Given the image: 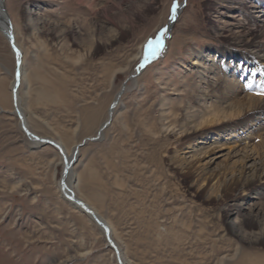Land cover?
<instances>
[{"label":"rangeland","instance_id":"1","mask_svg":"<svg viewBox=\"0 0 264 264\" xmlns=\"http://www.w3.org/2000/svg\"><path fill=\"white\" fill-rule=\"evenodd\" d=\"M34 1H8L25 56L21 106L30 130L71 150L107 118L147 39L168 24L173 0H51L46 8H33ZM253 1L261 15L264 0ZM182 2L161 55L125 83L102 138L80 147L74 192L112 227L128 264H264V194L245 168L264 162V134L256 126L250 135L242 130L258 112L233 133L223 128L227 119L209 121L200 112L214 100H201L206 85L234 81L239 97L264 99L256 95L264 91V68L208 54L234 42L223 36L234 38L231 23L245 21L242 14L222 16L214 0H176L178 7ZM14 70L0 32V264H117L97 225L60 196L58 151L33 146L22 132L10 89Z\"/></svg>","mask_w":264,"mask_h":264},{"label":"bare ground","instance_id":"2","mask_svg":"<svg viewBox=\"0 0 264 264\" xmlns=\"http://www.w3.org/2000/svg\"><path fill=\"white\" fill-rule=\"evenodd\" d=\"M8 1L9 0H0V32L4 36H5V33L6 34H8V33L11 34V36L13 38V41H14V45L20 51V54H21V56H20V66H19V77H20L19 84H20V81H21V78H22V74H23L22 64H23L25 56H24V54H22V51L19 49V47L17 46V44L15 42L14 29H15V26H16V24H15L16 19H15V22L12 19V15L11 14H13V13H11L12 11L10 10V8L8 6ZM32 1H34V0H32ZM76 1L79 4H85L87 6L89 5V3H88L89 0H88V2H87V0H76ZM50 2H51V0H35L33 2L34 3L33 8H43V7L46 8L47 5L49 6ZM214 2L215 3H219L220 4L219 7L223 10V11L220 10L221 11L219 13L220 15L222 14V16H223V14L225 13V15H224L225 17L234 18L236 16L235 14L237 12H239L240 15L242 14L245 17V21H242L241 18L235 19V22L231 23L235 27V30L232 32V34H234L233 35L234 38H232V35H229V34L223 36L226 41L233 39L234 42L225 51L222 50V49H218V48L209 49V51H208L209 56H210V53H221L223 55L222 57L224 58V56L228 53L231 58H241L243 60V63H245V65H248V67H250L252 65H254V66L258 65L259 68L260 67L264 68V11L262 10L263 13L261 15H259V13L261 11L257 10V8H258L257 6L258 5L253 0H214ZM93 3L94 2H92L91 4H93ZM227 3L228 4L232 3V6L227 5ZM182 8H183V5L179 6L177 8L176 17L181 12ZM216 13H217V11H216ZM223 19H224V17H223ZM175 20H176V18L174 20L170 19L168 24H167V28H168V32L169 33H170V31H171V29H172V27L174 25V21ZM214 21H216V20H214ZM214 21H212L211 23L214 24ZM5 38H6V36H5ZM165 45H166V42H165ZM240 52H243V53H240ZM13 56H14V60H15L14 53H13ZM201 58H202V55H201ZM210 59L212 60V58L210 57V58L206 59V61H208ZM195 63L198 64L199 62H195ZM212 66L214 67L215 65L213 64ZM202 67L205 68V66H202ZM255 71H256V69H255ZM257 71H261V70L258 69ZM134 78L135 77L130 78V80H133ZM200 79H202V76H201ZM14 82H15V80H14V76H13L12 81H11L10 89L13 88ZM260 85H262V84H260ZM125 86H126V84L124 85V89H125ZM234 87H236V83L234 81H233V83H230V84L228 82H225L223 84H217L216 86L206 85V88H203V90H202V94H201L202 96L200 97L201 100L204 101L206 97L209 98V99H211L213 97L214 100H212L210 103H205L203 105L202 111H200V112H202V116H205V115H207V117L209 116V121H218L220 118H222L224 120L227 119V124H225V127L223 126V128L225 129V131L227 130L229 133H231V132L233 133V132H235L234 130H236V128L238 126H241V125L245 124V122L247 121L248 115H253L254 113L258 112V114H256L255 119L251 120V123H249V125L243 126L242 130L243 129H246V130L248 129L247 132H249V133H247V134L250 135L252 133V130L249 127L256 126L257 130L261 129V131H262V133H260V131H259V134L257 136H260V135L264 134V129H263L264 127L263 128L259 127L260 126V122H263L264 120L260 121L259 123H254V121L259 120L260 118L264 117V99H261V98H258L256 96H252V95H245V96L239 97L238 94H237L238 93V90H237L238 88L237 87H236V90L234 92L232 91V89ZM119 91H120V89H119ZM119 91L115 94L114 99L112 100V102L115 101L116 96L119 93ZM199 94H200V91H199ZM13 95L14 94L11 91L12 99H13ZM119 100H120V97H119ZM118 101L116 102V104L114 105V107H113V109L111 111L110 122L112 120V117H113V114H114V111H115V107L118 104ZM112 102L110 103V105L112 104ZM110 105L108 106V109L106 108L107 109V118L100 124V126L97 129V132L100 129V127L109 118V107H110ZM16 106H17V109H18V113L21 115V117H22V119L24 121V126L27 128L28 132L35 134L28 127L27 118H26L25 113L23 111V108L21 106V100H20V96H19V86L17 87V93H16ZM13 112L16 114L15 110ZM228 120H230V122H233V121H235V122L229 124L230 122ZM110 122H109V124H110ZM223 128L221 127L219 129L214 130L213 134L214 135H218L219 132ZM104 129L101 131V134L99 136L100 139L103 136ZM97 132H96L95 135L88 136L87 138L95 137L97 135ZM35 135L37 137H39V138H42V139H50L51 141H53L54 143H56L60 147V149H61L60 151L62 153L59 152L58 150L57 151H58V153L60 155V158H61V160L63 162V167H64V158H65L66 162L70 161V159L72 158V153L74 151V148H75V146L77 144H75L72 147L71 150H68L62 144V142H60L58 140L52 139L50 137L39 136L38 134H35ZM25 136H26V138L30 141V143L33 146L36 147V146L43 145V144H41V142H39V140L33 139L32 137H30L29 135H26V134H25ZM240 138L241 137H238L237 139L241 140ZM201 139H203V138H201ZM237 139L234 140V141H231V142L234 143V144H232L233 145L232 146L233 148L231 150L232 154H235L236 152L239 151L238 147L240 145L237 144V141H238ZM227 140L228 139H225V140L223 139L221 141L220 140L219 141H214L215 143L213 145V149L221 148L223 145H225V143H227ZM195 142L199 143L201 141L197 139ZM79 143H81V141ZM44 144H46V143H44ZM244 148H246V147H244ZM253 148L254 149H258V148L262 149L259 146L258 147H253ZM79 150H80V147L78 148V153H79ZM77 158H78V155L76 157V160H77ZM245 158H248V156H245ZM76 160H75V162H76ZM74 163L72 164V166L69 169L66 177L64 178V181H65L64 189L61 188L60 181L57 184V187H58L57 189L60 190V196L62 198H64V199H66L65 198L66 195L72 194L77 200H80L89 209H91L94 212L95 216L98 217V219H100V221H102L105 225L108 226V228H109V237L111 238L113 244L117 248L118 255H119V258H120V261L122 262V264H128V262H127V260H126V258L124 256V253L122 251V248H120L117 245V243L114 242V240H113V232L114 231H113L112 227L109 226L108 222L100 215V213L93 206H91L90 204H88L85 201H83L82 198L79 197L76 192H74V186H75L74 185L75 173H74V170H73ZM245 168H252L255 171L256 174L254 175V179H253L254 181L251 183L252 187H253V189H254V191L256 193L264 194V187L262 185L264 183V174L262 176L261 175L262 172L258 173V171H259L258 169L264 168V162L261 161V162L257 163V162H254V160H253V162L249 166H246ZM61 172H62V170H61ZM247 198L248 197L245 196L243 199H247ZM69 203L71 204V202H69ZM71 205H73V208L83 212L80 209V207H78V206H76L74 204H71ZM263 209H264V207L259 208L258 211H261ZM240 211H241V208L237 207L236 208L237 214H241V216H242V213H240ZM84 214L88 217L89 220L94 222V219L92 218V216H90V215H88L86 213H84ZM97 227L99 228L98 225H97ZM100 231L103 234V231L101 229H100ZM103 236H104V234H103ZM106 246L109 247L108 245H106Z\"/></svg>","mask_w":264,"mask_h":264},{"label":"water","instance_id":"3","mask_svg":"<svg viewBox=\"0 0 264 264\" xmlns=\"http://www.w3.org/2000/svg\"><path fill=\"white\" fill-rule=\"evenodd\" d=\"M184 2H182V4L180 6L183 5ZM5 30V29H4ZM5 36H6V39L9 43V46L12 50V53H14L15 55V70H14V85H13V88L11 89L12 93L14 94L13 95V106H14V110L16 112L15 116L18 118L19 120V125H20V128L22 130V132H24V134L26 135H29L30 137H32L33 139H37L39 140V142H41V144H49L51 146H53L56 150H58L59 152H61L60 150V147L54 143L53 141H51L50 139H42V138H39L37 137L35 134L33 133H29L27 128L24 126V121L21 117V115L18 113V109H17V106H16V93H17V87L19 85V66H20V51L16 48V46L14 45V41H13V38L11 36V34H6L5 33ZM164 43H165V39H164ZM154 61V60H153ZM145 68V66L143 67ZM143 68H138V70L136 71L135 74L133 75H130L128 78H126V80L122 83L121 85V89L119 91V93L117 94L116 96V99L114 102H112V104L110 105L109 107V118L108 120L100 127V129L98 130L97 132V135L95 137H91V138H84L81 143L77 144L74 148V151L72 153V158L70 159V161L66 162L65 158H64V167L62 169V172H61V176H60V186L61 188L64 189L65 187V181H64V178L66 177L69 169L71 168L72 164L75 162L76 160V157L78 155V148L81 147L87 140L89 141H96V140H99L100 139V134H101V131L106 127L108 126L109 122H110V119H111V111L114 107V105L116 104V102L119 100V97L120 95L123 93L124 91V85L125 83L130 79V78H133L135 76H137ZM62 153V152H61ZM66 200H68L69 202H71V204H74L78 207H80V209L92 216V218L94 219V222L99 226V228L103 231V234H104V237H105V240L107 242V245L113 250L114 254H115V258H116V262L117 264H122V262L120 261V258H119V255H118V251H117V248L116 246L113 244L111 238L109 237V228L107 225H105L102 221H100V219H98V217L95 216L94 212L89 209L84 203H82L80 200H77L72 194H69V195H66Z\"/></svg>","mask_w":264,"mask_h":264},{"label":"snow or ice","instance_id":"4","mask_svg":"<svg viewBox=\"0 0 264 264\" xmlns=\"http://www.w3.org/2000/svg\"><path fill=\"white\" fill-rule=\"evenodd\" d=\"M177 3L176 0H173L171 7V15L169 19L174 20L176 18L177 13ZM168 28L167 25L160 28L154 37H150L147 39L144 45V53L141 60L138 62V68H143L147 64L151 63L153 60L157 59L163 50L165 49L164 36L167 33ZM245 87H249V85H245ZM261 97H264V91H259L256 93Z\"/></svg>","mask_w":264,"mask_h":264}]
</instances>
